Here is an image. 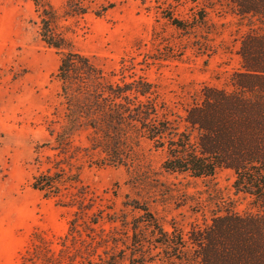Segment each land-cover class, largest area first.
<instances>
[{
	"label": "rangeland",
	"instance_id": "374dc122",
	"mask_svg": "<svg viewBox=\"0 0 264 264\" xmlns=\"http://www.w3.org/2000/svg\"><path fill=\"white\" fill-rule=\"evenodd\" d=\"M37 2L0 0V264H21L39 236L61 264H180L153 240L145 209L186 241L217 216L257 213L252 199L233 188V172L168 173L165 154L132 131L119 164L91 150L85 129L65 150L48 131L59 133L65 106L56 76L61 54L42 38L43 11L53 32L108 76L114 72L113 81L141 77L155 86L159 101L184 115L204 88L231 89L233 74L242 70L239 49L249 26L227 1ZM201 15L206 24L193 33L171 20L188 25ZM58 170L77 174L78 182L58 198L32 188L34 177ZM73 221L74 238L68 237Z\"/></svg>",
	"mask_w": 264,
	"mask_h": 264
},
{
	"label": "trees",
	"instance_id": "16d2710c",
	"mask_svg": "<svg viewBox=\"0 0 264 264\" xmlns=\"http://www.w3.org/2000/svg\"><path fill=\"white\" fill-rule=\"evenodd\" d=\"M218 1H227L233 13L248 23L239 49L242 70L233 74L231 89L204 88L201 100L185 109L184 115L159 101L155 86L141 77L113 81L114 72L108 76L53 32L43 11L42 38L61 54L56 76L65 106L59 133L48 131L61 150L76 132L89 131L91 150L113 164L120 163L132 131L165 154L162 168L168 173L211 178L220 170L233 172V188L252 199L257 213L217 216L210 227L187 241L176 230L164 231L146 209L150 220L144 223L148 222L158 246L180 264H264V0ZM171 20L187 33L206 24L204 15L188 25ZM77 182V174L58 170L39 174L31 186L46 198H58L68 184ZM76 229L73 221L68 237L74 238ZM41 248L47 253L43 257ZM53 257L49 242L39 236L21 264H61Z\"/></svg>",
	"mask_w": 264,
	"mask_h": 264
}]
</instances>
